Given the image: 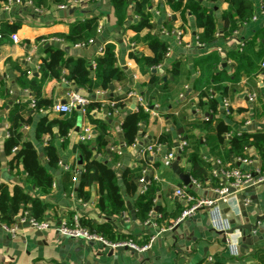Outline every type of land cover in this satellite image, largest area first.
Instances as JSON below:
<instances>
[{
	"label": "crops",
	"instance_id": "obj_1",
	"mask_svg": "<svg viewBox=\"0 0 264 264\" xmlns=\"http://www.w3.org/2000/svg\"><path fill=\"white\" fill-rule=\"evenodd\" d=\"M200 1L212 9L217 29L215 33H218L216 37L214 33L213 39L207 44L197 41L194 16L186 9L181 14L180 10H175L166 0L151 1L147 9L153 27L140 31L129 26L139 19L133 13L131 2L122 23L117 22L110 0H67L65 7L52 4L45 10L33 7L26 0L9 10L2 9L0 4V31L3 32L0 36L2 139L6 135L9 106L18 101L24 102L35 95L32 89L20 86V74L26 72L28 79L32 75L39 76L38 65L47 56L48 47H63L65 58H82L90 64L99 55V47L112 43L115 65L126 74L125 81L113 82L105 90L96 89L90 93L66 82L62 77L47 78L40 88L39 96L50 100L52 105L66 100L67 90L73 88L80 94L93 98L100 105L91 106L89 114L106 123L109 133L108 145L103 148L102 154L95 153L96 158L106 161L118 174L127 167L137 168L147 178L145 189L150 185L155 187L153 213H148L145 221H139L136 217L133 220L128 207L118 214L107 215L100 212L95 206L98 197L96 185L89 188V199L82 201L75 188L71 187H75L77 182L72 180L74 172L77 178L79 172L77 160L80 156L75 145L79 142L77 136L82 127L92 126L95 135L94 125L86 114L77 112L76 127L66 136L59 137L55 134L51 137L48 133H43L36 138L35 125L40 117L61 119L66 114L51 110V105L42 111H32L30 124L21 127L22 138L33 143L38 159L45 167V146L51 143L55 147L59 158L58 167H47L53 174L51 189L42 194L29 183L25 171L20 169L14 175L2 160L0 182L6 184L9 191L17 185L28 195L38 197L43 204L42 219L47 220L51 227L45 231L24 227L14 237L0 227V264H209L208 257L218 264H264V182L247 184L239 192L231 193L227 202L219 203L222 217L228 220V229L234 225L245 224L252 226L251 230H236L232 234H226V240L223 241V234L213 227L211 213L206 209H200L190 217V221L185 224L184 236H176L168 229L171 221L180 215L185 206L173 194L175 188L185 185L172 170L170 163L177 161L181 171L190 174L187 156L192 152L195 139L201 143L200 155L209 164L207 175L197 181L198 186H194L193 192L198 197H209L213 194L216 179L211 177V170L215 160L228 167H238L244 172L252 171L255 166L264 168V161L255 146L249 145L245 150V157L254 161L248 164L240 161L241 157L228 151L224 144L214 148L205 144L204 129L183 124V121H197L209 117L212 118L211 127L217 119H221L229 125L231 134L241 131L264 132V117L259 115V109L264 107V9L261 7V0H250L253 15L228 35L222 33V13L228 9V3L224 0ZM91 16H98V24L101 25L100 31L94 36V44L75 47L60 40L58 35L66 34L69 23L75 18ZM5 21L18 25L15 31L17 41L12 40V33L4 27ZM163 30L167 31L166 35ZM148 31L168 44V52L161 63L151 69L141 66L134 59V56L151 54L142 40ZM177 31H181L179 40L175 38ZM244 43L247 44L246 52L237 60L233 54L240 53V45ZM175 63L178 71L174 81L171 69ZM66 72L67 68H63L62 73ZM90 76L95 77L93 70H90ZM151 78L154 81L150 82ZM217 84L228 87L226 96L214 90V85ZM131 89L143 96L154 113L143 110L147 117L139 124L135 142L126 146L121 122L126 113L135 111L131 107L132 102L123 101L124 106L117 107V112L110 114L108 101L116 100ZM204 90H209L217 101L214 112L207 107L205 97L198 103L199 92ZM97 91L100 92L96 93ZM250 94L254 95L252 101L248 99ZM222 97L229 100L228 114L221 109ZM253 105L257 110H253ZM180 127L187 136L188 145L183 152H175L168 159L166 155L180 136ZM52 130L57 133L56 126ZM161 134H166L169 141L159 143L154 153L143 154L142 149L148 144L156 143ZM63 164L68 165L69 170H65ZM141 175L132 176L137 190V178ZM117 183L126 206H130L135 214L133 203L137 194L128 195L119 176ZM244 199L249 202L244 203ZM23 209L30 211V203L21 206L18 212L12 214L13 220ZM75 213L81 218H88L92 223L107 222L115 233L130 234L137 243L148 239L147 243L141 245L149 247L135 254L116 249L111 252L110 248L100 244L60 235L55 230L57 223L60 220H69ZM175 213L179 214L174 216ZM227 242L236 245L237 254L232 255L228 251Z\"/></svg>",
	"mask_w": 264,
	"mask_h": 264
},
{
	"label": "trees",
	"instance_id": "obj_2",
	"mask_svg": "<svg viewBox=\"0 0 264 264\" xmlns=\"http://www.w3.org/2000/svg\"><path fill=\"white\" fill-rule=\"evenodd\" d=\"M6 0H0L5 2ZM152 0H110L113 10L117 17V22L122 23L125 19L128 4L133 5V13L138 16V21L129 26L140 31L144 28L152 29L153 22L147 7ZM168 4L175 10H180L184 14L185 9L194 16V24L196 27V38L201 44L209 43L217 31L213 11L210 7L202 4L200 0H166ZM215 1V0H209ZM228 3V9L222 13L223 27L222 33L228 35L235 30L242 22L247 21L253 15V6L250 0H224ZM67 0H30V5L38 9H47L52 4H64ZM183 8L181 9V7ZM261 7L264 9V0H261ZM98 16L86 18H75L69 23V30L66 34L58 35L64 41L74 44L77 42L87 41L93 38L96 34L98 26ZM4 27L9 32L14 33L18 28L17 24H9L4 22ZM3 32L0 31V35ZM142 40L147 44L151 51L150 55H143L134 59L147 69L158 66L166 52L168 44L161 40L158 35L148 31L142 37ZM247 44H241V52H235L234 58L239 60L245 54ZM47 56L44 57L38 65L39 76L32 75L29 79L26 78V72H22L19 78L20 86L28 87L35 92L33 97L34 106H30V98L24 102L18 101L9 106L6 121V135L0 142V152L2 151L5 157V162L12 174H17L19 170L25 171V176L29 183L40 190L42 194L49 192L53 183V174L48 168H57L59 158L56 154V149L51 143L45 146V158L47 167L42 165L38 159L37 151L33 143L22 138L21 127L28 125L31 122V112L39 111L51 105V101L39 96L40 88L47 78L60 79L61 77L68 83H72L78 88H84L86 91L93 93L96 89L105 90L113 82H123L127 79L126 74L115 65V52L112 43H105L102 51L95 58V66L84 61L82 58L64 57L65 50L63 47H48ZM177 63L173 64L171 72L177 77ZM63 68H67L66 73H62ZM90 70H93L95 77L90 76ZM154 81L153 78L150 82ZM226 85H214V90L222 96L228 94ZM205 97L207 107L210 111L216 110L217 101L209 90L199 92V102ZM116 100V107L124 106L123 96ZM122 100V101H121ZM93 98L86 109V115L89 121L94 125L95 135L87 141H79L75 147L79 152L82 161V168L78 172V178L75 187L76 194L82 201H87L90 196L89 188L96 185L98 194L96 208L100 212H105L107 215L118 214L127 209L124 198L120 193V188L117 183L118 176L121 178L125 191L128 195H136L133 203L135 209V217L139 221H145L148 213L153 208V197L155 187L150 185L143 191H138L137 186L132 180V176L141 175L140 170L133 167L124 168L119 174L113 167L105 163L103 160L97 159L94 155L102 154L104 147L108 145V129L106 123L92 117L89 114L91 106H99ZM253 110H257L253 105ZM29 111V113H27ZM78 110H72L70 113H65L61 119H47V116H42L38 119L35 125V136L39 138L43 133H48L51 137L57 134L59 137H64L67 133L76 127V115ZM259 115L264 117V107L259 109ZM146 114L141 107L136 111L126 113L121 122L123 131L124 145L128 146L135 142L139 133V124L146 119ZM212 118L200 119L197 121H183L185 126H191L204 129L203 142L213 146H227V150L234 153L238 157H245V150L249 145L256 147L260 158L264 161V132L247 133H229L230 127L221 119H217L213 127L210 126ZM57 127V133H54L52 128ZM226 133H229L226 135ZM181 138L186 140V134L182 127L179 128ZM168 136L161 134L157 137L156 143L168 142ZM200 142L194 140L192 152L187 156L190 163V175L196 181H200L207 175L209 164L200 155ZM13 148H15L13 150ZM1 162V156H0ZM187 190L194 194L192 188ZM30 203V211L32 216L37 220L42 219L43 204L36 196H30L23 191L19 186L15 185L9 191L6 184L0 182V222L10 223L13 220L12 214L19 211L21 206ZM22 204V205H21ZM180 212V211H179ZM165 214V213H164ZM179 213H175L177 216ZM81 224L90 232L96 233L109 242H120L131 240L134 244L141 246L142 243H147V240L137 243L130 234L115 233L107 222L92 223L88 218L82 217ZM209 264H218L217 262H209Z\"/></svg>",
	"mask_w": 264,
	"mask_h": 264
},
{
	"label": "built area",
	"instance_id": "obj_3",
	"mask_svg": "<svg viewBox=\"0 0 264 264\" xmlns=\"http://www.w3.org/2000/svg\"><path fill=\"white\" fill-rule=\"evenodd\" d=\"M23 0H6L5 2H1V7L4 10L11 9L14 5H18L22 3ZM28 3H30V0H26ZM77 1V0H73ZM58 7H65L64 4L58 5ZM101 29V25L98 24L96 28V32L98 33ZM165 35L167 34V31H162ZM218 35V33H215V37ZM1 36V35H0ZM11 38L14 41H17V34L14 32L11 34ZM175 38L177 40L181 39V31H177L175 33ZM60 40H63L60 38ZM94 44V37L88 39L87 41L83 42H77L73 45L75 47H85L87 45ZM199 44V43H198ZM98 53L100 54L102 51V47L98 48ZM168 52V51H167ZM166 52V53H167ZM91 67L95 66V61H92L90 63ZM262 66L264 67V61H262ZM157 67V66H155ZM100 91H97L96 93H99ZM123 101H130L132 102L133 110H138L139 107H141L145 112H153L154 110L152 107L148 105L144 101V98L141 94H139L137 91L131 89L128 91H125L123 93ZM65 102H56L51 105V110L62 112V113H70L72 110H78L81 113L85 114L87 106L89 105L91 98L84 96L78 92L77 89L70 88L66 92ZM248 99L252 101L254 99V95L250 94ZM117 100H110L108 101L109 106V113H116L117 107H116ZM221 109L224 111L225 114H228L230 112V103L229 100L225 97H222L221 101ZM30 106H34L33 97L30 98ZM39 111H42L40 109ZM228 135V134H226ZM94 137V133L92 130V126H84L82 129L78 132L77 139L79 141H87ZM157 143L148 144L145 148L142 149V153H154V151L157 149ZM188 143L185 139L181 138V136H178V139L175 143V145L172 147V150L169 151L166 155L168 159L174 156L175 152H183ZM15 148H13L14 150ZM112 149V148H111ZM240 161L251 164L254 161L250 158L243 157L239 158ZM63 168L65 170H69V166L66 164H63ZM211 177L216 179V186L213 189V194L209 197H198L195 194L189 192L187 190V186H181L174 189V196L182 200L184 202L185 206L182 209L180 215L171 221V225L168 227L171 228L174 224L178 223L181 220H185L188 217H191L200 209L208 210L211 215V221L213 223V227L222 232H226L229 228L228 220L225 219V217H222V213L219 210V203L221 202H227L228 196L231 193L239 192L243 187L250 183H258V182H264V168L261 169L258 166H255L252 171L244 172L240 170L238 167H228L221 163L219 160H215L213 162V167L211 170ZM73 182L77 180V177L75 175L72 176ZM138 182V191L145 190V184L146 180L144 175H141L137 178ZM191 184L193 186H198V183L196 180L191 178ZM229 188H233V191H229ZM244 203L249 202L248 199L243 200ZM150 214L153 213V210H150ZM81 217L79 214L75 213L72 215V217L67 220H60L57 225L55 226V230L62 236L70 237L74 239H81L82 241L88 242V243H97L102 246L108 247L110 249H115L118 246H130L134 247L137 251L141 252L148 248V245H141L138 246L131 242V240L126 241H120V242H109L105 240L103 237L97 235L96 233L90 232L85 226L81 224L80 221ZM0 227L9 233L12 237L17 235V233L23 229L24 227H31L33 229H36L38 231H45L46 229L50 228V223L45 220H37L32 216V213L28 211L27 209H23L18 216L12 220L10 223H2L0 222ZM227 249L228 251L233 255L237 254V247L235 244L228 243L227 242ZM208 262H212V258L208 257Z\"/></svg>",
	"mask_w": 264,
	"mask_h": 264
},
{
	"label": "water",
	"instance_id": "obj_4",
	"mask_svg": "<svg viewBox=\"0 0 264 264\" xmlns=\"http://www.w3.org/2000/svg\"><path fill=\"white\" fill-rule=\"evenodd\" d=\"M62 102H65V100H63ZM61 102V103H62ZM132 107V105H131ZM4 136V133H1L0 136V140H2V137ZM0 156H1V160L5 161V157L3 152H0ZM96 157V155H94ZM106 163V161H104ZM78 166H79V171L81 170V159L78 158L77 160ZM170 167L172 168V170L176 173L177 177L179 178V180L185 185L188 186V188H192V190H194V186L191 184V176L189 174V172H182L181 169L178 167V163L177 161L171 162L170 163ZM147 179V178H145ZM229 191H233V188H229ZM128 209L131 211V216L132 219H135V214H134V210L130 209V206H127ZM228 216V215H227ZM190 217L186 218L185 220H181L178 223L174 224L171 228H169L171 230V233H173L176 236H184V232L186 231V223L190 221ZM231 223V221L229 222ZM252 226L250 225H245V224H238V225H234L232 226L230 229L227 230V232H222V231H217L218 233L223 234V241L226 240V234H232L233 232H235L236 230H241V229H248L251 230ZM244 232V231H243ZM175 236V238H176ZM92 244H94L93 242H91ZM118 251H129L132 254L135 253H139V251H137L134 247H130V246H118L115 248ZM113 251V249H111V252Z\"/></svg>",
	"mask_w": 264,
	"mask_h": 264
}]
</instances>
